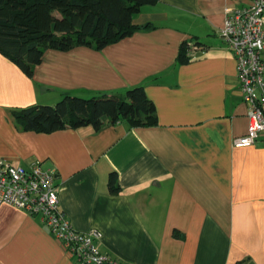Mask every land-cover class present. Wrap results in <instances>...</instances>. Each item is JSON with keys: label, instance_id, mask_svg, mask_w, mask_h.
<instances>
[{"label": "crops", "instance_id": "0c3cea01", "mask_svg": "<svg viewBox=\"0 0 264 264\" xmlns=\"http://www.w3.org/2000/svg\"><path fill=\"white\" fill-rule=\"evenodd\" d=\"M249 0H159L102 50H47L27 77L0 54V160L55 173L75 230L122 264H264V138L247 148L236 62L219 30ZM264 25V16H263ZM187 43L186 63L177 61ZM264 59V55H263ZM141 87L157 124L22 131L13 110ZM115 173L118 194L108 178ZM0 264H76L37 217L0 207Z\"/></svg>", "mask_w": 264, "mask_h": 264}, {"label": "trees", "instance_id": "16d2710c", "mask_svg": "<svg viewBox=\"0 0 264 264\" xmlns=\"http://www.w3.org/2000/svg\"><path fill=\"white\" fill-rule=\"evenodd\" d=\"M159 0H0V54L27 77L33 75L47 50L68 52L78 47L102 50L131 36L138 27L132 18L143 6ZM187 43L177 57L186 63ZM22 131L53 133L90 126L99 131L108 122L130 128L157 124L155 108L141 87L123 95L88 99L64 95L56 104L13 110ZM111 194H118L115 173L108 178Z\"/></svg>", "mask_w": 264, "mask_h": 264}, {"label": "built area", "instance_id": "2783aa9c", "mask_svg": "<svg viewBox=\"0 0 264 264\" xmlns=\"http://www.w3.org/2000/svg\"><path fill=\"white\" fill-rule=\"evenodd\" d=\"M264 0H249L248 6L224 14L219 36L236 62L243 102L246 133L235 138L236 149L247 148L264 138ZM12 206L37 217L76 264H122L100 249V232L81 233L73 228L59 208L53 171L39 162L28 167L0 160V207Z\"/></svg>", "mask_w": 264, "mask_h": 264}, {"label": "rangeland", "instance_id": "374dc122", "mask_svg": "<svg viewBox=\"0 0 264 264\" xmlns=\"http://www.w3.org/2000/svg\"><path fill=\"white\" fill-rule=\"evenodd\" d=\"M54 105V104H53ZM50 106H52V105H50Z\"/></svg>", "mask_w": 264, "mask_h": 264}]
</instances>
